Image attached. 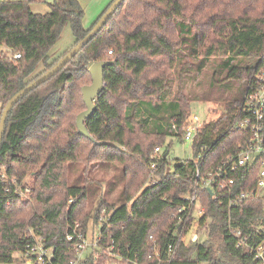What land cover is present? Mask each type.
Instances as JSON below:
<instances>
[{
    "label": "trees",
    "instance_id": "16d2710c",
    "mask_svg": "<svg viewBox=\"0 0 264 264\" xmlns=\"http://www.w3.org/2000/svg\"><path fill=\"white\" fill-rule=\"evenodd\" d=\"M112 1L83 28L77 0H50L44 14L32 12L33 0H0V44L11 52L0 54V115L39 63L42 74L57 61L47 54L63 26L69 23L75 44ZM103 60L112 63L103 68L104 88L84 120L87 138L75 123L85 109L81 88L91 83L89 66ZM260 71L264 0H123L70 61L7 115L0 142V264H28L25 252L35 239L52 249L46 264H69L75 239L67 234L75 224L85 235L89 224L100 225L99 244H114L113 251L132 260L125 264H167V245L180 227L175 211L195 182L197 149H209L202 165L208 168L245 142V133L230 129ZM195 101L221 103L222 113L197 130L192 157L170 167L171 140L164 152L161 146L168 137L183 142ZM76 166L81 180L73 186L69 173ZM109 166L120 167V196L94 204L90 174ZM258 170V163L238 169L234 190H255ZM217 194L200 191L204 238L181 242L169 264H258L249 247L264 239V198L228 207ZM229 227L243 233L245 245H237ZM105 257L94 250L81 264Z\"/></svg>",
    "mask_w": 264,
    "mask_h": 264
},
{
    "label": "built area",
    "instance_id": "2783aa9c",
    "mask_svg": "<svg viewBox=\"0 0 264 264\" xmlns=\"http://www.w3.org/2000/svg\"><path fill=\"white\" fill-rule=\"evenodd\" d=\"M19 56L18 53L13 55L14 58H18ZM250 85L243 96V105L240 108L243 109L244 114L241 118L234 120L230 129L231 131H242L245 133V142L238 145L234 152L223 156L215 165L208 168H204L202 165L209 149L205 145H201L197 149L194 157L196 164L195 182L191 190L182 194L181 198L184 202L175 211V217L178 218L177 221L180 227L173 232L174 241L167 245V264L174 259L176 250L181 242L189 244L197 240L196 234L194 235L195 239H191L193 235L191 231L193 222H198L203 212L199 196L201 190H210L212 196L214 195V191L218 194L223 193L228 207H233L240 201L255 197L258 188L264 186V72L255 73L254 83ZM202 124L199 118L191 113L182 134L183 142H192L195 133ZM159 151L160 149L156 147L155 152ZM254 163H258L259 165L255 190L236 192L234 190L235 180L233 174L238 169L250 167ZM218 194L215 198H218ZM19 195L21 198H26L27 190L26 192L21 191ZM229 231L238 238L237 245L246 244V238L242 237L243 233L240 230L229 227ZM98 235L92 241H89L83 232L77 230V224H75L72 231L67 234L68 241L75 239L72 247L75 258L69 264H81L86 254L94 250L97 252L102 251L106 256L100 264H125L129 261L132 262L130 257H125L113 251L115 248L114 244L111 243L107 246L99 244ZM187 237H189L188 240H186ZM249 249L253 253L254 259L259 261L258 264H264V239L260 243L250 246ZM25 256L26 263L28 264H46L51 261L52 249L45 247L40 239H35L33 244L27 246ZM94 258L97 259V256L94 255Z\"/></svg>",
    "mask_w": 264,
    "mask_h": 264
},
{
    "label": "rangeland",
    "instance_id": "374dc122",
    "mask_svg": "<svg viewBox=\"0 0 264 264\" xmlns=\"http://www.w3.org/2000/svg\"><path fill=\"white\" fill-rule=\"evenodd\" d=\"M110 0H78L81 8L83 9V17L81 20L83 28H89L101 11L105 8ZM50 0H33L31 2V10L34 13L44 14L49 11L48 3ZM74 45V37L72 35L69 23H66L61 29L60 35L55 42V45L48 52L49 61L58 59L66 50L70 49ZM10 55V50L3 44H0V54ZM43 66L39 63L35 71L31 74V80L34 76L41 73ZM221 103L216 102H201L195 101L191 104V113L196 115L201 123L207 122L211 119L216 118L222 113ZM171 140V145L168 149L167 158L169 160V166L172 167L173 163L176 161L189 160L192 157V146L191 142L185 141L181 142L177 138H166L165 142L161 146V152L166 150L167 143ZM107 170H98L92 172L90 175L94 178V181L90 185V196L94 204L100 200L105 199L108 202H117L120 196L121 183H120V167L109 166ZM89 175V176H90ZM31 177L26 178L27 182H30ZM81 180L79 173V167L76 166L69 173V182L71 185H78ZM257 198H264V186L258 188ZM25 198V197H24ZM87 231V238L92 241L99 231L100 225L89 224ZM198 222H193L192 231L199 234V241H202L204 236L201 229H199ZM188 239V237H187ZM89 252V251H87ZM15 256L19 259V255L15 253ZM20 260V259H19ZM21 261V260H20ZM172 264H196L194 262L181 263L172 262ZM204 264V263H201Z\"/></svg>",
    "mask_w": 264,
    "mask_h": 264
},
{
    "label": "water",
    "instance_id": "95a60500",
    "mask_svg": "<svg viewBox=\"0 0 264 264\" xmlns=\"http://www.w3.org/2000/svg\"><path fill=\"white\" fill-rule=\"evenodd\" d=\"M123 0H113L110 5L105 9V11L99 16L90 30L85 36H83L79 41H77L62 57L57 59V61L45 72L28 82L24 87L15 92L9 100L6 102L0 115V142L2 139V134L4 130L5 121L7 115L15 103L29 91L49 80L56 72H58L68 61H70L79 50L94 37V35L101 29V27L107 22L108 18L113 14L116 8L120 5ZM111 61H95L93 62L88 71L91 76V83L82 86L81 94L82 100L85 104V109L81 111L75 119L76 127L78 132L84 137L91 138L87 128L84 125V120L88 118L94 110V100L101 93L104 88V78H103V68L109 64ZM166 156V153L164 154ZM211 193L210 190H208Z\"/></svg>",
    "mask_w": 264,
    "mask_h": 264
},
{
    "label": "crops",
    "instance_id": "0c3cea01",
    "mask_svg": "<svg viewBox=\"0 0 264 264\" xmlns=\"http://www.w3.org/2000/svg\"><path fill=\"white\" fill-rule=\"evenodd\" d=\"M77 1H78V0H77ZM79 4H80V3H79ZM195 234L197 235L196 239H199V236H200V235L197 234V233H195V232H194L193 235L191 236V239H195V238H194V235H195ZM202 236H204V235H202ZM188 238H189V237H188ZM186 240H188V239H186Z\"/></svg>",
    "mask_w": 264,
    "mask_h": 264
}]
</instances>
